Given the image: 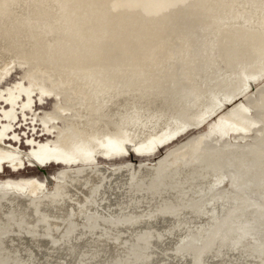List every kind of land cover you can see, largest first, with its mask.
Segmentation results:
<instances>
[{
  "label": "rangeland",
  "instance_id": "obj_1",
  "mask_svg": "<svg viewBox=\"0 0 264 264\" xmlns=\"http://www.w3.org/2000/svg\"><path fill=\"white\" fill-rule=\"evenodd\" d=\"M165 1L180 13H159L148 2L153 7L146 14L162 15L166 25L177 21L183 29L207 32L188 23L207 17L201 6L189 11L205 0ZM55 2L60 17L45 27V36L63 33L75 44L48 39L41 69L35 62L15 60L0 74V247L142 202L205 153L264 147V0L216 1L220 14L214 37L226 26L237 33L225 52L240 70L241 86H233L230 76H195V83L176 96L163 87L159 93L134 88L148 78L149 69L141 64L151 55L154 20L148 21L151 29L139 22L133 48L109 52L105 28L91 33L86 16L69 14L68 0ZM118 5L110 4L108 11ZM99 14L106 24L107 11ZM33 21L45 26L46 19ZM215 44L208 51L211 58L217 57ZM122 58L135 63L117 66ZM89 62L95 64L83 71ZM126 94L133 95L132 101L113 114L116 127H109L104 122L109 104ZM151 99L162 104L149 126L141 114ZM234 177L231 171L199 199L264 212V185L230 192L229 202L220 201L224 189L232 190Z\"/></svg>",
  "mask_w": 264,
  "mask_h": 264
},
{
  "label": "bare ground",
  "instance_id": "obj_2",
  "mask_svg": "<svg viewBox=\"0 0 264 264\" xmlns=\"http://www.w3.org/2000/svg\"><path fill=\"white\" fill-rule=\"evenodd\" d=\"M117 1L119 2L117 8L111 12L108 11L110 4ZM117 1L68 0L70 4L68 12L69 14L78 12L86 16L90 23L87 30L91 33L101 32V29L105 28L107 40L104 48L109 52L117 50L119 47H123L124 50L133 48V35L141 29L139 22H144L150 28L152 26L148 21H155L153 33L156 38L152 49L149 50L151 55H148V60L144 56L146 61L143 59L141 64L144 70L149 69L146 70L148 78L145 82H138L134 88L139 87L148 92L159 93L163 87L168 91L172 90L176 96L195 83V76L208 77L213 75L214 77L219 75L230 76L233 86H241L238 76L240 70L229 61L225 52L228 40L234 39L237 33L230 32L232 27L226 26L221 28L218 38L214 37L216 25L214 19L220 14L218 11L219 6L216 4L217 0H205V4L201 5L195 3L189 9V11H194L200 6L203 8V12L207 17L196 20L188 19L189 24L194 26L198 24L200 27L207 28V32L202 33H198L192 28L183 29L178 26L177 21L173 25H166L167 22L160 14H146L153 5L156 10H159V13L177 16L180 11L176 9L174 4H167L165 0ZM148 2H151L152 5H149ZM102 10L107 11L106 24L101 21L99 11ZM59 13L58 3L55 0H0V74L6 71L15 60L28 63L35 62L38 64V68L41 69L44 64L42 58L45 57L42 48L43 45H46L48 39L64 44L69 40L71 44H75L77 41L75 38H70L63 35V33L56 32V35L50 38L48 35L45 36L47 33L45 27H51L50 21L60 17ZM33 18H45V26L40 21H33ZM88 31L87 33H89ZM179 35L184 37L186 44L181 42ZM247 38L248 36L242 38L243 42H246ZM214 39L217 57L211 58L208 51L211 44L214 43ZM185 49H187L186 53ZM168 50L171 51V55L168 54ZM200 55H203V57ZM131 59L122 58L116 65L125 63L131 66L135 63ZM89 64L94 65L95 62L86 63L81 69L83 71L88 70L87 66ZM160 67L164 69L162 73H160ZM233 91V88L228 90L229 93ZM149 96L156 98L155 96ZM132 98L133 95L126 94L120 95L112 101L109 104L108 117L104 119L105 124L109 127H116V118L113 114L126 101L131 102ZM146 102L145 111L141 116L142 120L151 126L157 115L156 110L160 108L162 101L151 99V102L148 100ZM165 144L167 142L162 145ZM231 171L235 172L233 187L232 190L224 189L221 192L220 201L222 203L230 201V192H253L263 187L264 147L251 150L241 148L217 150L205 153L198 163L179 169L174 176L175 180L170 186L146 195L142 202L173 191L195 198H202L207 195L213 184L226 177ZM244 212L259 216L264 214L258 207L245 209Z\"/></svg>",
  "mask_w": 264,
  "mask_h": 264
},
{
  "label": "water",
  "instance_id": "obj_3",
  "mask_svg": "<svg viewBox=\"0 0 264 264\" xmlns=\"http://www.w3.org/2000/svg\"><path fill=\"white\" fill-rule=\"evenodd\" d=\"M0 264H264V217L173 191L0 247Z\"/></svg>",
  "mask_w": 264,
  "mask_h": 264
}]
</instances>
